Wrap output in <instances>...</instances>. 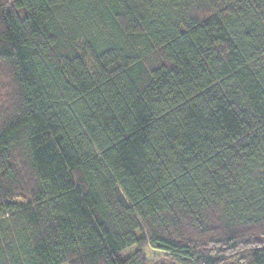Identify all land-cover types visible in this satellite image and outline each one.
I'll use <instances>...</instances> for the list:
<instances>
[{"label":"trees","instance_id":"1","mask_svg":"<svg viewBox=\"0 0 264 264\" xmlns=\"http://www.w3.org/2000/svg\"><path fill=\"white\" fill-rule=\"evenodd\" d=\"M147 249L264 264V0H0V264Z\"/></svg>","mask_w":264,"mask_h":264},{"label":"rangeland","instance_id":"2","mask_svg":"<svg viewBox=\"0 0 264 264\" xmlns=\"http://www.w3.org/2000/svg\"><path fill=\"white\" fill-rule=\"evenodd\" d=\"M144 254H145V256H146V258L148 259V260H150L151 259V253H150V250H145L144 251ZM158 255H159V253H157ZM156 255V254H155ZM164 262V258L163 257H159V259H157V260H150V262L148 263V264H161V263H163Z\"/></svg>","mask_w":264,"mask_h":264}]
</instances>
